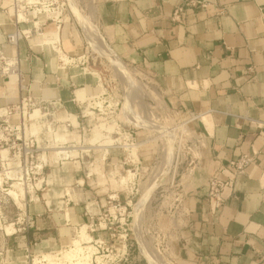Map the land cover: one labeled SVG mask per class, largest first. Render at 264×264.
Listing matches in <instances>:
<instances>
[{
	"label": "crops",
	"instance_id": "1",
	"mask_svg": "<svg viewBox=\"0 0 264 264\" xmlns=\"http://www.w3.org/2000/svg\"><path fill=\"white\" fill-rule=\"evenodd\" d=\"M185 1L95 0L98 33L116 60L117 56L153 78L170 112L173 108L189 120L196 117L191 123L203 145L186 169L183 184L176 186L182 193L183 185L185 216L179 230L184 251L176 262L257 264L264 259V0H201L209 6L189 9L181 22L173 21L176 7ZM15 2L0 0V52L19 58L34 98L52 107L61 99L65 110L59 114L80 125L78 102L93 94L91 75L100 77L85 73L86 68L79 73V67L64 63V56L78 54L81 37L70 26L62 33L45 16L35 17L30 24L18 23ZM36 21L43 25L35 28ZM17 29L30 31L31 37L14 45L8 36ZM58 35L62 54L55 49L58 44L53 45ZM79 86L83 88L76 90ZM25 96L14 77L0 78V114ZM40 112L35 110L31 120L40 119ZM103 131L100 140L95 135L89 143L102 147L106 159L109 146L116 143ZM56 137L66 140L61 134ZM244 154L254 156L253 164L237 175L234 190H227L224 205L215 209L209 199V179H226L230 162ZM57 155L67 158L70 153L62 148ZM72 191L74 197L82 193L87 204L92 198L81 189ZM58 192L47 202L42 194L28 206L40 239L33 251L62 246L80 224L82 205H71L73 197ZM54 213L53 224L49 220L47 226L45 215L50 218Z\"/></svg>",
	"mask_w": 264,
	"mask_h": 264
},
{
	"label": "rangeland",
	"instance_id": "2",
	"mask_svg": "<svg viewBox=\"0 0 264 264\" xmlns=\"http://www.w3.org/2000/svg\"><path fill=\"white\" fill-rule=\"evenodd\" d=\"M66 16L75 24L70 13ZM80 34L82 37L77 38L78 54L73 52L76 55L70 57L75 59L72 63L76 61L72 66L79 67V73L86 67L89 68L84 72H91L92 68L100 76L91 75L94 80L93 94L85 103L80 101L77 107L80 125L68 127V122L72 121L63 119L64 115L59 114L65 110L63 108L58 110L45 104L29 108L24 126L22 121L18 130L13 127V132L17 134L22 130L21 134L25 135L30 146L34 141V148H38L35 152L38 161L34 159L31 162L29 156L28 165H23V171L19 173L14 150L9 156L8 150L3 153V158L9 161L2 162L0 156V186L5 180L8 182L5 187L10 189V195L17 204L0 189V264H174L172 259L179 254V237L180 244H184V235H180L179 231L180 218L175 214L178 205L176 186L183 184L186 169L193 157L198 155L201 134L195 132L194 123H187L188 118L178 115L173 108L171 112L166 109L163 98L157 90L155 92L150 80L134 71L131 65L128 69L138 74L134 76L141 86L140 93H136L135 97L137 110L132 107L131 93L125 80L112 69L108 58L102 56L101 60L96 59V55L91 53L84 66L79 64L83 62L78 60L79 57L88 52L86 37L82 32ZM64 63H67L66 58ZM81 88L79 86L76 90ZM152 91L155 95L148 96V92ZM37 109L41 110L42 117L31 120L29 115ZM89 111L95 114L83 118L82 114ZM140 111L144 115L151 112L147 117H152L158 126L143 119ZM13 122H19V117L14 116ZM102 131L116 143L109 148L106 159H103L102 147L89 143L95 135H99L100 140ZM56 134L65 136L66 140L59 141ZM128 144L136 145L133 151L124 148ZM62 148L69 151V157L57 155ZM139 161L141 163L137 165ZM8 162L10 165H7ZM37 165L44 166L40 175L35 173L39 172L35 168ZM22 174L24 186L21 181H14V178L20 180ZM81 178L85 179L84 183ZM11 185L13 188H10ZM72 188L76 192L81 189L91 196L88 204L82 193V196L77 193L78 197H74ZM37 189L40 198L42 194L46 196L45 202L50 201L54 192L65 191L73 197L69 198L71 205L80 203V208H83L80 224L68 234V241L42 252L33 251L40 239L34 231L36 217L28 211L29 204L39 198L34 196L32 202L28 198L26 214L32 217L33 226L27 225L20 209L24 207L21 197ZM92 201L94 204L91 205ZM55 214L49 215L50 218L45 215L47 226L49 220L53 224Z\"/></svg>",
	"mask_w": 264,
	"mask_h": 264
},
{
	"label": "built area",
	"instance_id": "3",
	"mask_svg": "<svg viewBox=\"0 0 264 264\" xmlns=\"http://www.w3.org/2000/svg\"><path fill=\"white\" fill-rule=\"evenodd\" d=\"M24 3V6H21V4ZM209 4H207L205 1L201 0H186L183 5H180L176 7L174 14H173V21L175 22H181L183 16L189 9H193L196 7L201 8H207ZM14 8L17 12V22L18 23H25L30 24L32 22V19L35 20V17L37 16H45L46 21H51L56 24L58 29H61L64 25L63 23V17L64 14L69 13V7L66 6L65 2H57L55 0H16ZM34 13V18H31V14ZM33 25L35 28L41 27L43 24L40 21L33 22ZM31 37L30 31H22L20 29H17V31L13 34H10L8 36V41L11 44H18V42L22 39H29ZM76 61L69 64V65H75ZM82 66L86 64V61L83 60V62H80ZM250 71L253 72V68H249ZM15 74L16 75V83L18 85V88L21 92L27 93V96L21 97L19 101L12 106H8L7 108L3 109L6 111L4 115L0 114V156L2 162L9 161V159L3 158V151L8 150V156L11 154V151L14 150V159H16L19 163L17 165V168H19V173H22L23 171V165H28L29 156L31 159V162L34 161L35 158V152H37L38 148H34V141L32 142V146L29 145L25 140V135L21 134L22 130L19 133H15L14 126L18 130L22 125L24 126V119H26V116L28 114L29 108L32 109L44 104L45 102L43 100H38L37 98H34L31 93L30 84L26 79V76L24 73H22L20 69V60L18 57H8L4 53L0 52V78L7 79L8 81L11 80V76ZM100 100V99H99ZM75 101V100H74ZM78 103H81L80 101ZM85 102H82V104ZM54 106L61 109L62 108V100L59 99L58 101L54 102ZM95 109V108H92ZM93 114H95L92 111ZM14 116L19 117V122H13L12 119ZM30 116V115H29ZM92 116L90 114H82L83 118ZM196 119V117H192L190 120H188L187 123H191ZM73 123L68 122V127H72ZM203 143H201V140L198 142V148H201ZM115 146V145H114ZM113 146V147H114ZM109 148H111L109 146ZM16 150V151H15ZM28 151V152H27ZM10 161H13V159L10 158ZM38 161V159H37ZM254 162V156L249 154H244L237 160L231 161L229 166L227 167V172H230V176H228L226 179H222L217 176H212L209 179L208 187H209V199L211 204L215 209H221L224 205V194L227 190H234L235 188V179L237 175L244 174L249 166H251ZM141 162L137 163L139 165ZM6 164V163H5ZM2 163V165H5ZM7 165H10L8 162ZM39 172H35L36 174H41L40 171L44 169L43 165H40V167L37 165L35 167ZM35 173H33L35 175ZM27 175H29L27 173ZM8 181H13L9 180ZM14 181H21L22 185L24 183V175H21L20 180H14ZM8 182L6 180L3 182L2 186H0L1 190L5 192L7 195L12 197L10 195V189L6 188L5 185H7ZM24 186V185H23ZM10 188H13V185H11ZM39 189L33 191V192H27L24 197H21V200L24 204V207L20 208L22 212L24 213L27 221V225L31 227L30 225H34V221L32 220L31 216H27V206H28V198L32 202L34 201V196L36 198H39L37 192ZM13 199V197H12ZM14 200V199H13ZM15 205L16 201L14 200ZM14 226V224L12 225ZM15 232H13L14 235ZM257 264H264V259H262Z\"/></svg>",
	"mask_w": 264,
	"mask_h": 264
},
{
	"label": "bare ground",
	"instance_id": "4",
	"mask_svg": "<svg viewBox=\"0 0 264 264\" xmlns=\"http://www.w3.org/2000/svg\"><path fill=\"white\" fill-rule=\"evenodd\" d=\"M33 1V0H31ZM58 2V0H55ZM68 2H65L62 0V2H65L66 6H68L69 8V13L71 15L72 18H74V21H75V24L72 23L71 19L66 16V14L64 15L63 17V23H64V27L63 29H61L62 33L64 32L65 30V27L66 26H70L71 28L74 29V31H76V33L80 36V32H82L86 39L85 41L87 42L88 44V52L86 55L84 56H81L79 57L78 60H85V61H88L89 60V55L92 53L93 55H96V59L97 58H100L101 60V57H105V59L109 60V63L111 64V67L112 69H114V71L117 73V75L120 77H122L125 82H126V87L128 89V92L129 94L131 93V103H132V107H134V109L137 110L136 108V102H135V97L137 96L136 93H138L140 91V82H138L137 78L134 76L136 75L137 73H140L141 75L145 76L146 78H148L150 80V83L154 86V90L160 94V91L159 89L157 88V86L155 85V83L153 82V78L148 75L146 72H143L141 70H138L136 67L132 66L133 67V70L136 71L137 73L131 71L130 69H128L129 65L130 64H127L125 63L123 60L119 59L117 56V60L113 57V55L110 53L109 49L106 47L107 45L104 43V41L101 39V37L99 36V30H98V24H97V20H96V5H95V0H67ZM84 20V21H83ZM78 28V29H77ZM58 29V27H57ZM98 30V31H97ZM60 31V30H59ZM58 44L55 46V44ZM106 45H104V44ZM53 45L55 46V49H57L59 47H61V40H60V35H58V39L56 42L53 43ZM58 50H60L61 52V49L58 48ZM62 54V52H61ZM65 57V56H64ZM66 58V61L67 63H65L66 65H69L70 63H72V61H74L75 59L73 58H70V57H65ZM64 58V60H65ZM70 62H69V61ZM69 62V64H68ZM89 68V67H88ZM86 67V70L88 69ZM91 72H89L90 74H99V73H96L97 71H95L94 69L91 68ZM94 71V73H93ZM138 75V74H137ZM136 75V76H137ZM12 77H14L15 79L17 78L15 74L12 75ZM120 77V78H121ZM143 84V83H142ZM146 87V86H145ZM142 88H144L142 86ZM147 88V87H146ZM140 93V92H139ZM147 93V92H146ZM133 94V95H132ZM151 95V97L153 95H155V93L152 92H148V96ZM150 97V99H152ZM156 97V96H155ZM156 99V98H155ZM161 100V99H160ZM158 101V100H157ZM156 101V102H157ZM163 101V100H162ZM159 103V102H158ZM160 105V103L158 104ZM166 105V104H165ZM147 106V104H146ZM160 107V106H159ZM166 108V106H165ZM162 109V108H161ZM164 109V108H163ZM167 109V108H166ZM40 111V109H37ZM87 112V111H86ZM141 112V111H140ZM142 113V112H141ZM147 113V112H146ZM145 113V114H146ZM151 113V112H150ZM149 113V115H150ZM90 115H93L92 111H89ZM141 115V114H140ZM149 115H144L142 113L141 117H143V119H146L152 123H154L156 125V127L158 126L155 121L153 120V118L149 119L147 116ZM153 116V115H151ZM167 121V120H166ZM168 123V122H167ZM159 124V123H158ZM106 130V129H105ZM169 133V132H168ZM171 136V134H170ZM168 138V135L166 136L165 140ZM123 139V137H122ZM134 144H128L127 146H124V148H127L128 150L130 151H133L134 150ZM139 148V145H137V149ZM131 156V154H130ZM159 170V168H158ZM156 176V175H155ZM17 177V176H16ZM16 180V178H14ZM156 180V179H155ZM155 182V181H154ZM153 182V183H154ZM152 183V184H153ZM176 191H178L176 193V195L178 196V199L176 200V202L178 203L177 205V209L175 211V214L177 215L178 218H180V224H182V220L184 221V216H182V210H183V199H182V193L181 191L176 187ZM174 214V215H175ZM181 228V227H179ZM180 236V235H179ZM180 239L181 237H179V242H178V252H182L184 251V248L182 246V244H180ZM49 256V255H48ZM177 258H174L172 259V263L174 264H178L176 262Z\"/></svg>",
	"mask_w": 264,
	"mask_h": 264
}]
</instances>
